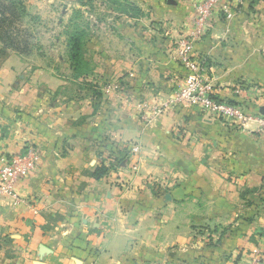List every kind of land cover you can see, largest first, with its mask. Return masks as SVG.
<instances>
[{
	"label": "crops",
	"instance_id": "0c3cea01",
	"mask_svg": "<svg viewBox=\"0 0 264 264\" xmlns=\"http://www.w3.org/2000/svg\"><path fill=\"white\" fill-rule=\"evenodd\" d=\"M125 1L143 12L118 20L126 57L97 41L73 87L41 68L22 80L27 63L0 54V156L40 154L16 197H0V264L264 263V0L229 20L220 0L193 49L244 126L198 108L154 113L183 82L177 42L199 0Z\"/></svg>",
	"mask_w": 264,
	"mask_h": 264
},
{
	"label": "built area",
	"instance_id": "2783aa9c",
	"mask_svg": "<svg viewBox=\"0 0 264 264\" xmlns=\"http://www.w3.org/2000/svg\"><path fill=\"white\" fill-rule=\"evenodd\" d=\"M220 0H199L195 6V29L190 31L177 42L176 61L185 75L183 82L164 102L153 108L156 115H162L170 109L198 108L208 115L225 123L244 126L251 118L238 107L218 101L211 94L210 85L206 77V62L194 54V45L198 43L206 31V24L215 13ZM242 0H231L230 5L224 6L216 12L219 18L229 20ZM151 118V117H150ZM141 119L146 120L143 115ZM258 133L264 135V117L257 119ZM138 148H131L137 153ZM40 154L33 147L26 148L18 154L0 156V197L15 198L16 183L25 180L38 167ZM251 264L259 263L257 260Z\"/></svg>",
	"mask_w": 264,
	"mask_h": 264
},
{
	"label": "trees",
	"instance_id": "16d2710c",
	"mask_svg": "<svg viewBox=\"0 0 264 264\" xmlns=\"http://www.w3.org/2000/svg\"><path fill=\"white\" fill-rule=\"evenodd\" d=\"M123 2L132 11H136L134 5ZM33 4L34 2L27 0H0V54L14 53L23 61L33 56L35 60L31 69L48 70L54 76L68 81L73 87L79 79L92 73V68L83 57V48L90 42L93 25L90 22L85 26L78 23L81 18L80 11L74 10L73 16L64 24L62 18L58 17L53 27L49 29L48 26L52 21L42 16ZM50 8L53 7L50 6ZM89 9L92 10L90 5ZM50 13L54 15L55 10ZM122 17L130 18L125 15H119L118 18ZM55 28L59 31L53 35L52 30ZM46 36L48 40L45 39ZM45 41H48L50 47H58V43L61 42L64 53L57 57V61L48 58ZM53 64L65 65V72L69 74L62 75L57 68L52 66ZM83 88L91 91L96 101L101 99V94L95 86L84 84ZM96 108L94 104V110Z\"/></svg>",
	"mask_w": 264,
	"mask_h": 264
},
{
	"label": "rangeland",
	"instance_id": "374dc122",
	"mask_svg": "<svg viewBox=\"0 0 264 264\" xmlns=\"http://www.w3.org/2000/svg\"><path fill=\"white\" fill-rule=\"evenodd\" d=\"M28 2H34L33 6L38 9V12L42 13L41 15L48 18L52 21L51 25L48 26V28H52L55 20L58 17L62 18L63 24L73 16L74 10L80 11V20L78 23H82L83 26L86 25V23H91L93 25L92 27V34L89 38V43L84 46V59L85 61L90 65L92 68L93 61H95L94 57V46H96L99 42V44H102V47L105 51H107L108 56L110 57H116L121 52H123L124 56L126 57V36L122 37L119 34V28L117 26L118 20L120 18L119 15H125L130 17V19L135 20L140 18L143 15V12L139 10V8H135L136 11H132L131 8L123 1L125 0H27ZM81 1V2H80ZM89 5L91 6L92 10L90 11ZM52 6L53 8H50ZM52 10H55V14L52 15L50 12ZM40 15V16H41ZM123 18V17H122ZM126 18V17H124ZM91 29V26H90ZM57 28L52 30V34L54 35L56 32H58ZM50 34V35H52ZM48 40V36L45 38ZM62 40V39H61ZM88 41V37H87ZM58 47H50L48 44V41H45V50L48 55V58L57 61V57L59 55H62L64 53L63 46L60 43H58ZM4 56V55H3ZM31 58V59H30ZM27 61L24 62L27 63V70L22 73V80H24L29 71L32 68V65L34 64L35 58L32 56ZM55 63V62H54ZM54 68H57V70L62 73V75L69 74L68 72H65V65L58 66L57 64L52 65ZM19 86V83H18ZM70 87V86H69ZM69 92V91H68ZM84 95L92 96L91 91H87L86 89H83L82 91ZM100 92V91H99ZM94 100L95 97H93ZM48 264H60L58 261L53 258L49 261Z\"/></svg>",
	"mask_w": 264,
	"mask_h": 264
},
{
	"label": "water",
	"instance_id": "95a60500",
	"mask_svg": "<svg viewBox=\"0 0 264 264\" xmlns=\"http://www.w3.org/2000/svg\"><path fill=\"white\" fill-rule=\"evenodd\" d=\"M37 264H41V263H37Z\"/></svg>",
	"mask_w": 264,
	"mask_h": 264
}]
</instances>
